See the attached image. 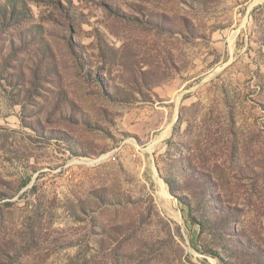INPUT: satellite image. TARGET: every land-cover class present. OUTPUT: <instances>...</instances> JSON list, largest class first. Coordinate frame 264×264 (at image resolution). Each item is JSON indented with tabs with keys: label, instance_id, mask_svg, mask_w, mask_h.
I'll use <instances>...</instances> for the list:
<instances>
[{
	"label": "rangeland",
	"instance_id": "obj_1",
	"mask_svg": "<svg viewBox=\"0 0 264 264\" xmlns=\"http://www.w3.org/2000/svg\"><path fill=\"white\" fill-rule=\"evenodd\" d=\"M0 264H264V0H0Z\"/></svg>",
	"mask_w": 264,
	"mask_h": 264
},
{
	"label": "trees",
	"instance_id": "obj_2",
	"mask_svg": "<svg viewBox=\"0 0 264 264\" xmlns=\"http://www.w3.org/2000/svg\"><path fill=\"white\" fill-rule=\"evenodd\" d=\"M15 15H16V13L14 12V11H12V14H11V16H12V18H14L15 17ZM171 187V192H172V194H174V195H176V189H174L172 186H170ZM181 199V198H180ZM181 201V200H180ZM190 211H191V209H190ZM189 217L191 218V220H192V222H193V224H199L198 222H197V219L195 218V217H193L192 215H189ZM226 219H230V216L229 215H226L225 217H221V216H218V218H215V221H219V222H223L224 220H226ZM200 225V224H199Z\"/></svg>",
	"mask_w": 264,
	"mask_h": 264
},
{
	"label": "bare ground",
	"instance_id": "obj_3",
	"mask_svg": "<svg viewBox=\"0 0 264 264\" xmlns=\"http://www.w3.org/2000/svg\"><path fill=\"white\" fill-rule=\"evenodd\" d=\"M166 193V192H165ZM167 194V193H166Z\"/></svg>",
	"mask_w": 264,
	"mask_h": 264
}]
</instances>
